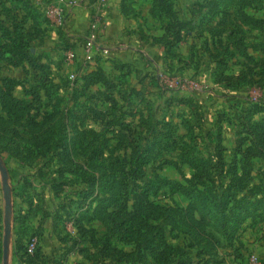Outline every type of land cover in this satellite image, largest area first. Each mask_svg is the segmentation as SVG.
<instances>
[{
    "label": "trees",
    "instance_id": "trees-1",
    "mask_svg": "<svg viewBox=\"0 0 264 264\" xmlns=\"http://www.w3.org/2000/svg\"><path fill=\"white\" fill-rule=\"evenodd\" d=\"M25 1L27 7L16 10L24 12L20 18L11 22L0 20V30L3 32L1 36L3 42H0V64L4 57L5 60H10L9 57L12 56L11 58L15 60H27L36 69L35 83L29 90L32 96L30 102H25L13 94L20 83L10 77L0 79V106L2 109L7 108L9 112L12 109L22 112H28V109L32 108L41 109L43 96L51 98L56 92L49 67L38 62L32 50L28 49L32 29H40V17L34 11V6L29 4V0H12L19 6H23L21 3ZM151 2V14L162 20L164 29L162 36L152 37V43L165 45L167 49L165 64L169 57L172 62L176 60L184 62L178 48L182 43H189L190 61L199 57L213 63L214 82L227 88L259 82L254 79L255 74L258 75L259 72L255 73L254 68L259 66V63L253 68H248L249 73L235 72L231 69L233 64H238L242 60L246 62L252 60L248 51L250 45L242 33L243 27L264 30V17H255L247 13L249 0H205L204 4L196 8L197 16L193 15L187 20L175 8L174 0ZM29 20H32L31 25ZM164 20L167 21L166 24ZM115 66L123 71L116 81L105 74L98 61L94 68L82 69L78 73L82 84L76 90L84 100L79 103L82 114L75 119L80 124L91 119L107 129L101 133L83 128L78 133L81 142L74 137L76 147H72L71 150L68 147L64 151L68 156L63 162L64 170L76 168L80 183L83 184L78 189V199L73 209L76 208L73 214L78 217L73 216L71 220L75 232L73 235L69 233L72 238L76 234L78 237L74 238L72 245L67 247L66 252L64 251L62 261L54 260L57 258L56 253L62 251L56 249V252L47 253L39 238L33 253L28 252V245L16 243L15 255L19 259L18 264H65L66 258L74 252L86 255L93 264H224L218 251L221 247L220 239L215 236L220 235L227 240L229 246H233L241 227L249 219L264 220V183L256 185L252 178L253 160L264 161V116L259 120L254 119L255 115L264 114V99H251L248 106L241 105L239 111L241 137L236 141L233 158L229 164L224 157L226 148L222 144V135L219 132L217 147L214 149L217 163H214V157L210 161L200 155V148L198 150L196 146V141L200 140L195 137L196 123L191 124L187 117L175 123L170 117L168 119L166 116H160L155 109L150 98L153 90L169 92V88L161 83L160 76L134 69L138 76L141 75L142 87H130L126 76L132 67L129 64ZM261 75H264V72H261ZM194 98L190 95L172 97L168 99V103L170 106L178 105L182 111L185 107L190 110L198 103ZM105 104L108 107L101 108L100 105ZM120 109H123V112L118 113ZM68 110L69 108H66L65 112ZM190 113H193L199 124L202 117L196 111L190 110ZM43 114L47 117L45 122L55 117L53 111L45 110ZM23 116L24 114L17 115V119ZM180 124L187 126L188 136L179 133ZM108 132L116 138L115 147L111 143L112 137L107 136ZM61 138L65 144L69 141L68 146H72V139L70 140L66 134L61 136L51 134L49 141L59 146ZM76 142L79 143L76 145ZM106 151L111 157L107 158L108 164L103 165L105 169H102L99 159L103 158ZM174 151H180L179 161L161 160L164 153ZM74 155H80L85 160H75ZM157 162L159 169L172 165L179 170L181 165H188L194 174L191 178L185 177V182H181L162 179L154 172V178L144 184L142 180L146 178L147 166ZM98 169H101V172H95ZM217 174L227 180L223 181L225 184L217 181ZM25 186L23 191L27 198L26 209L18 220L20 232L27 235L30 230L28 224L30 217L33 214L37 216L42 210L38 202L43 200L44 193H39L30 181H25ZM164 187L176 189L187 197L190 202L187 218L191 224L201 229L200 234H197L194 227H175L173 224L171 232L176 233L175 236L183 232L189 238L191 245L188 249L172 245L159 223L168 217L164 215L166 206L153 200V197ZM26 189L36 192L28 193ZM88 212L92 221L99 220L107 224L108 233L99 237L96 229L88 228L84 224L83 218ZM213 223L219 229L215 234L208 233L211 239H207L208 235H205L203 230ZM40 226L39 224L37 228ZM112 235H118L123 242L133 241L136 246L129 251L130 253L124 252L113 244ZM187 250H194L195 256L190 255Z\"/></svg>",
    "mask_w": 264,
    "mask_h": 264
},
{
    "label": "rangeland",
    "instance_id": "rangeland-1",
    "mask_svg": "<svg viewBox=\"0 0 264 264\" xmlns=\"http://www.w3.org/2000/svg\"><path fill=\"white\" fill-rule=\"evenodd\" d=\"M29 1V4L31 3L34 6V11L40 17V29H32L31 43L28 49L32 50L38 62L45 63L49 67L56 92L51 98L43 96V106L41 109L32 108L28 109V112L12 109L9 112L7 108L2 109L0 106V156L9 173L13 197L9 264H18L19 259L15 255V247L19 244L28 245L30 239L35 235L40 239V243L47 253L50 254L51 251L60 249L62 252L56 253L57 258H54V260H63V253L67 251V247L72 245V241L75 240L74 238L78 237L77 234L73 238L70 236V234L73 235L75 232L71 220L73 216L78 217L76 214H73L76 208L75 210L73 209L76 207L75 201L78 199V189L83 186L80 183L76 168L64 170L65 166L63 162L68 159L64 151L68 147H70V150L72 147H76L74 145V137L79 141L81 138L78 137V133L83 128L101 133L107 130L106 127L91 119H87L83 124H80L75 119V117L82 114L79 103L84 100L76 90L82 84L78 73L82 69L88 70L94 68L99 56L96 57L93 63L83 67L80 64L82 63V54L80 52L78 54V50L76 49L77 47L82 48L81 38L74 42L70 40L68 32L65 29L66 27L54 15H50L46 12V9L44 10L45 5L48 3L47 0ZM249 1L250 4L246 8L247 13L255 17H264V0ZM204 2L205 0H195L194 5L198 9ZM21 4L23 6L13 3L12 0H0V20L11 22L20 18L24 12L16 10L21 9V7H27L26 1ZM191 14L192 16H197V13L192 9L187 13L188 17ZM30 23H32V20H29ZM10 28L12 27L10 26ZM13 31L15 33V29ZM242 33L246 36V41L250 45L248 51L252 56V60H248L247 62L242 60L238 64H233L231 69L235 72L249 73L248 68H253L259 63V66L254 68V70L256 69L255 73L259 71L258 75L255 74L254 78L256 81H259V85L258 83H249L241 87H224L214 82L212 71L207 68L208 62L211 64V60L199 57H195L193 61L187 60L184 62H177V60L172 62L171 57H169L167 64L164 61H151L142 57L139 63L142 73L158 75L161 77L163 85H169V93H173L171 97L190 95L197 99L198 103H195L190 110L196 111L202 117L198 122L199 124H197V118L193 113H190L189 108L185 107L182 111L176 105L169 107L163 97H152L156 105H158L156 109L159 114H166V116H169L177 123L185 117L191 121V124L196 123L194 124L196 128L195 133H197L195 137L201 140V142L200 140L196 141L198 150L200 148V155L210 161L214 157V163H217V160L215 161L217 157L214 149L217 147L219 132L222 135V144L226 148L224 157L226 163L229 164L233 158L236 141L241 137L239 135L242 129L239 113L241 105L248 106L251 99H264V75H261V72H264V30L243 27ZM2 34L3 32L0 30V42H3V39H1ZM5 41L6 38H4ZM80 51L82 52V50ZM11 57H9L10 60H5L4 57L1 61L0 79L2 77H10L20 83L14 89L13 94L25 102H30L32 96L29 90L30 86L35 83L34 76L36 69L27 60L19 61ZM103 57L106 58L105 60L100 59L104 60L102 63L103 69L109 72V77L111 78V53L108 52ZM78 64L83 68L80 67V70H78L76 68ZM140 76H136V80L132 81L134 85H137L138 81L142 85L140 83ZM42 94H44V91H42ZM162 102H164V105ZM100 106L104 109L108 107L107 104ZM66 108H69L68 112H65ZM45 110L55 112V117L48 119V122H45V119H47L43 114ZM120 112H123V109L118 110V113ZM183 112L185 113L183 114ZM21 114H24V116L21 119H17V115ZM178 114L179 116H177ZM263 116L264 114H258L255 115L254 119L259 120ZM178 130L180 134L188 136L186 125L180 124ZM51 134L56 136L68 135V138L72 139V146H68L70 144L69 141L65 144L63 138L59 141V146L51 143L49 141ZM107 136L112 137L111 143L115 147L117 143L116 138H113L111 132H108ZM79 142H76V145ZM180 154V151L164 153L161 160L176 159L179 161ZM109 155V152L107 153L106 151L103 158L99 159L101 161L99 164L100 168L103 165L107 166V158L111 157ZM73 157L75 160H85L80 155H74ZM158 164L159 162L150 163L147 166L146 178L142 180L144 184L154 178V172L158 173L162 179L181 182H185V177L191 178L194 174L193 169L188 165H181V169L178 170L172 165L159 169ZM102 169H105V167H102ZM95 172L99 173L101 169L95 170ZM218 176L216 178L220 184L223 181H227L223 176ZM252 176L254 184L259 185L264 183L263 160H253ZM25 181L32 182L39 193H44L42 195L43 200L38 202L42 210L37 216L33 214L30 217L28 222L30 230L27 235L20 232L18 220L26 209L27 198H25L26 193L23 191L26 187ZM139 186H142V184H139ZM33 191L31 189L27 190L28 193L32 192L34 194L36 191ZM153 200L166 206L164 215L168 217L163 218L159 223L164 228L169 242L180 249L190 248L191 243L189 238L184 235L185 233L182 232L175 236L176 233L173 234L171 232L174 224L175 227H194L197 234H200L201 229L191 224L187 218L190 205L187 197L176 189L164 187L157 196L153 197ZM175 210L178 212H175ZM39 218H42V220L40 221ZM83 222L88 228L96 229L99 237L108 233L107 224L99 220L92 221L89 212L84 215ZM39 224L41 226L37 228ZM204 229L205 235H208V233L215 234L219 228L213 223ZM3 234L4 198L0 172V264H3ZM216 237L220 239L219 246L221 247L218 251L219 257L224 261V264H264V220H261V218L249 219L241 227L233 246H229L227 240L221 238L220 235L217 234ZM207 239H211L209 235ZM112 241L118 249L124 250L127 253L136 246L133 244V241H121L118 235H112ZM83 245L85 246V244ZM188 252L190 255L195 256L196 252L194 250ZM66 259L67 262L65 264H93L89 257L78 252L70 254L69 258L67 257Z\"/></svg>",
    "mask_w": 264,
    "mask_h": 264
},
{
    "label": "crops",
    "instance_id": "crops-1",
    "mask_svg": "<svg viewBox=\"0 0 264 264\" xmlns=\"http://www.w3.org/2000/svg\"><path fill=\"white\" fill-rule=\"evenodd\" d=\"M77 1L76 6L65 7L67 13L65 29L68 32L70 40L74 42L81 38L83 44L92 30L90 29V25L96 23L98 29L93 32L97 37L98 45H100L103 50L111 53V79L116 81L119 79L120 75L123 74L121 69L116 68V64H129L132 70L126 76L127 84L130 87L141 88L139 81L137 85L133 84L134 79L136 80V76L138 77L134 69H141L139 68L141 58L145 57L151 61L157 62L164 61L167 50L162 43H152V37L162 36L164 29L162 28V20L151 14V0H108L107 2H101L100 0ZM194 1L195 0H174L175 8L186 20L192 17V14L190 17L187 15L191 9L196 12ZM166 23L167 21L164 20V24ZM76 49L78 50V54L79 52L82 54L80 51L81 48L77 47ZM178 51L184 61L191 58L189 43L180 44ZM99 54L98 62L103 65L102 63L106 59L103 57L105 54ZM80 64L76 66L78 70H80ZM213 66V63H208L207 68L212 71ZM104 72L109 76V72H107L106 69H104ZM172 94L173 93L168 92L167 94L166 92L153 90V94H151L152 96L150 95V98L154 102L155 109L158 105H156L155 100L152 98L153 96H156V98H165L166 104L169 105L168 98H172ZM162 103L164 105V102ZM174 105L176 104L169 105V107ZM160 116H166V114H160ZM166 118L169 119V116H166ZM175 123L177 122L175 121Z\"/></svg>",
    "mask_w": 264,
    "mask_h": 264
},
{
    "label": "built area",
    "instance_id": "built-area-1",
    "mask_svg": "<svg viewBox=\"0 0 264 264\" xmlns=\"http://www.w3.org/2000/svg\"><path fill=\"white\" fill-rule=\"evenodd\" d=\"M48 3L45 5L44 10L50 15H54L57 20L65 26L66 23V6L74 7L77 5V0H47ZM101 2H107L108 0H100ZM90 29H92L89 35L86 37L82 44V63L81 65L84 67L87 64H91L95 61L96 57L100 55L99 53L108 54L106 50H103L100 45H98L97 37L93 31L98 29V25L96 23H92L90 25ZM81 66V67H82ZM82 67V68H83ZM166 86V85H165ZM166 87L170 88L169 85ZM39 239L36 236H33L30 239V243L28 244V252L33 253L35 247Z\"/></svg>",
    "mask_w": 264,
    "mask_h": 264
},
{
    "label": "water",
    "instance_id": "water-1",
    "mask_svg": "<svg viewBox=\"0 0 264 264\" xmlns=\"http://www.w3.org/2000/svg\"><path fill=\"white\" fill-rule=\"evenodd\" d=\"M0 172L4 198V234H3V264H9L10 243L12 235V190L9 181V173L0 156Z\"/></svg>",
    "mask_w": 264,
    "mask_h": 264
}]
</instances>
